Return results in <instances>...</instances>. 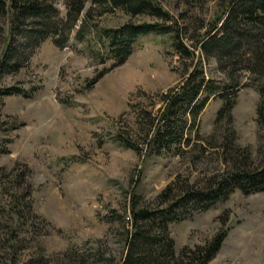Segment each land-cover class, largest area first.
I'll use <instances>...</instances> for the list:
<instances>
[{
    "label": "rangeland",
    "instance_id": "rangeland-1",
    "mask_svg": "<svg viewBox=\"0 0 264 264\" xmlns=\"http://www.w3.org/2000/svg\"><path fill=\"white\" fill-rule=\"evenodd\" d=\"M224 1L157 0L193 52L184 59L174 53L170 33L149 32L137 39L125 62L112 67L109 61H96L90 47L72 34L64 48L56 47L51 38L44 40L25 66L2 76L0 85L21 86L27 94L5 96L0 104V139L9 140L0 151V167L10 173L0 179V202L11 211L14 204L3 187L21 174L16 191L32 202L36 216L19 235L26 245L15 255L16 264H39L35 259L40 252L51 264H79L75 254L92 251L104 259L87 264L118 263L125 253L134 199L153 206L168 182L178 178L201 186L225 170L217 144L226 122L214 123L221 104L216 94L197 115L196 131L191 128V142L181 144L179 155L146 151L148 120L160 114L164 96L176 90L194 66H201L216 84L236 81L238 86L228 91L235 97L234 143L249 150L251 165H260L264 133L258 141V94L249 73L236 67L229 73L228 65L218 66L196 46L203 30L221 16ZM56 4L65 17V0ZM91 15L98 27L163 22L146 15L129 17L119 9L102 14L96 9ZM1 46L0 39V50ZM118 133L140 149L119 144L114 140ZM221 228L225 237L206 264H264V190H234L206 210L170 223L168 232L176 252L208 240ZM5 233L10 230L0 228V239ZM10 252L0 244V264H11Z\"/></svg>",
    "mask_w": 264,
    "mask_h": 264
},
{
    "label": "trees",
    "instance_id": "trees-1",
    "mask_svg": "<svg viewBox=\"0 0 264 264\" xmlns=\"http://www.w3.org/2000/svg\"><path fill=\"white\" fill-rule=\"evenodd\" d=\"M57 1L0 0V80L3 75L25 66L31 53L44 40L51 38L56 47L64 48L72 34L77 42L90 47L96 61L101 64L109 61L112 67L125 62L137 39L149 32L170 33L172 49L180 59L193 54L179 38L175 21L157 0H65V17L60 15ZM96 9L100 14L119 9L129 17L146 15L163 22L128 21L114 27H98L91 19ZM196 46L205 58H213L218 66L228 65L229 73L233 67L249 73L258 94L254 122L260 141L264 133V0H225L221 16L203 30ZM186 74L181 85L164 96L160 114L148 120L147 134L149 130L151 134L145 138L146 151L154 155L164 151L179 155L181 144L187 146L191 142V128L196 131L197 115L208 97L216 94L221 104L215 112L214 123L226 122L217 145L227 166L201 186L178 178L168 182L155 196L153 206L141 205L134 199L130 208V229L125 233V253L115 264H206L223 241L225 229L217 230L200 244L182 246L175 252L168 225L227 199L234 190L242 194L264 190V156L260 165H251L249 150L234 143L231 109L235 97L234 92L228 91L238 86L236 81L216 84L205 77L201 66H194ZM13 94L27 95L21 86L0 85V104L3 97ZM114 140L125 147L140 149L123 134L118 133ZM6 141L9 140L0 139V151L4 150ZM9 174L0 167V179ZM20 175H14L10 185L3 187V193L8 194L14 204L11 211L0 202V228L10 230L9 235L4 234L6 238L0 239V244L11 249V264H16L15 255L26 245L24 238H19L20 233L26 231L27 222L36 217L32 202H25L24 193L16 191L19 184L15 182ZM75 256L79 264L104 259L102 254L93 251ZM35 263L51 264L41 252Z\"/></svg>",
    "mask_w": 264,
    "mask_h": 264
}]
</instances>
